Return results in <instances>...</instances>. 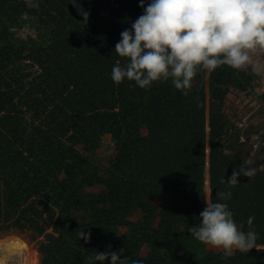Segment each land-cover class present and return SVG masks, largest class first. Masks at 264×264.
Returning <instances> with one entry per match:
<instances>
[{
    "label": "trees",
    "instance_id": "trees-1",
    "mask_svg": "<svg viewBox=\"0 0 264 264\" xmlns=\"http://www.w3.org/2000/svg\"><path fill=\"white\" fill-rule=\"evenodd\" d=\"M140 2L0 0V246L25 248L19 264H92L96 251L121 248L142 264H191L169 251L173 225L188 231L207 202H226L244 231L255 217L257 247L208 254L207 264H264V154L230 200L217 196L242 167L222 148L228 122L219 111L237 71L199 70L186 95L170 80L142 89L111 79L126 62L115 45L143 14ZM78 6L90 13L86 23ZM24 13L49 27L46 45L12 41ZM104 134L112 152L100 175L83 154ZM95 184L100 194L84 199L81 186ZM134 212L142 215L132 220ZM30 233L41 237L31 247Z\"/></svg>",
    "mask_w": 264,
    "mask_h": 264
},
{
    "label": "clouds",
    "instance_id": "clouds-1",
    "mask_svg": "<svg viewBox=\"0 0 264 264\" xmlns=\"http://www.w3.org/2000/svg\"><path fill=\"white\" fill-rule=\"evenodd\" d=\"M140 7L143 14L121 32L115 45V52L126 62L113 66L114 83L127 80L147 89L170 80L186 95L199 70L212 73L224 65L242 69L253 63V54L264 51V0H148L146 6L141 0ZM78 11L86 23L90 13L79 6ZM255 174L254 168L234 170L226 179L227 190L217 196L221 201L230 200L239 177ZM199 218L200 223L191 226L189 233L204 245L221 249L225 256L257 247L254 216L248 218L249 230L244 231L228 203L207 202ZM86 229L81 228L80 237L88 241L91 233ZM124 253V248L96 251L90 259L92 264H142Z\"/></svg>",
    "mask_w": 264,
    "mask_h": 264
},
{
    "label": "rangeland",
    "instance_id": "rangeland-1",
    "mask_svg": "<svg viewBox=\"0 0 264 264\" xmlns=\"http://www.w3.org/2000/svg\"><path fill=\"white\" fill-rule=\"evenodd\" d=\"M26 1L29 5H34L36 0ZM10 30L12 41L24 48L48 43L50 29L41 24L34 15L22 14L11 24ZM235 70L238 75L229 84L228 92L219 106V111L228 122L222 148L235 164L256 170L261 167L264 154V51L253 54L252 64ZM196 81L195 79V84ZM111 152V136L104 134L98 147L84 153L83 156L91 163L90 169L97 168L96 172L105 175ZM80 190L84 199H95L100 194L102 186L83 185ZM87 215L81 210L76 217L86 221ZM137 215L142 214L134 212L130 217L135 220ZM170 238L169 251L188 259L191 264H207L208 254L222 251L197 241L180 220L173 225ZM39 239L41 237L34 233L28 234L25 238L29 247ZM24 251L25 248L13 253L8 247L0 246V264H19L24 259Z\"/></svg>",
    "mask_w": 264,
    "mask_h": 264
}]
</instances>
